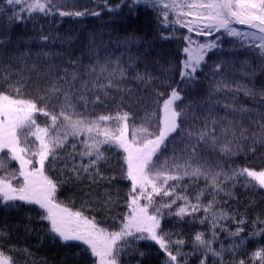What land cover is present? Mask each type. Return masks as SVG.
<instances>
[{"label": "snow or ice", "instance_id": "snow-or-ice-1", "mask_svg": "<svg viewBox=\"0 0 264 264\" xmlns=\"http://www.w3.org/2000/svg\"><path fill=\"white\" fill-rule=\"evenodd\" d=\"M121 8L133 18L141 9L151 11L157 39L182 41L180 84L173 83L171 63L155 75L143 53L124 60L101 55L102 42L97 45L91 34L74 55L75 30L60 36L37 23L39 17L62 22L100 11L80 10L68 0H0V208L37 206L39 219L48 223L46 234L64 244L79 242L92 264H122V257L133 255L142 260L147 253L139 249L141 241L158 246L162 264H189L193 256L199 264H264V247L247 259L238 255L247 239L264 236V219L256 217L245 237L248 220L229 204L239 203L238 189L264 190V168L234 165L242 155L264 158V87L255 83L264 72V0H120L108 11ZM26 22L35 32L31 43L13 39L15 26ZM180 29L186 34L177 36ZM37 41L58 44L67 55L44 47L33 53ZM124 43L128 49L139 41L129 36ZM244 50L259 63L225 59ZM237 74L241 80L233 79ZM202 76L210 81L207 95L193 99ZM221 93L231 99L221 103ZM241 94L252 107L238 102ZM110 106L113 111H98ZM109 153L119 155V175ZM12 161L17 168L9 169ZM118 180L130 186L126 211L109 217L113 230L57 199L62 185L87 181L89 200L82 208L110 212L119 206ZM102 185V193L92 190ZM166 219L206 226L207 232L196 231L189 241L179 228L165 229ZM6 227L0 241L8 238ZM187 244L191 251L184 250ZM32 258L29 248L6 252L0 245V264H36Z\"/></svg>", "mask_w": 264, "mask_h": 264}, {"label": "trees", "instance_id": "trees-1", "mask_svg": "<svg viewBox=\"0 0 264 264\" xmlns=\"http://www.w3.org/2000/svg\"><path fill=\"white\" fill-rule=\"evenodd\" d=\"M69 4L75 3L82 10L83 6L100 11L101 15L98 17H84V18H53L47 20L39 17L38 24H43L45 29L51 28L53 33H58L60 36L70 34V30H75V35L78 37L77 41H74L72 45V51L74 55H80L81 50L85 48L88 41L86 37L88 35H94L97 37V45L102 42V47L98 48V51L103 56H111L113 58L127 59V55H136L138 52L144 54V59L148 63V70L152 71L155 75H160L162 67H167L169 63L173 66V83L180 84L178 73L180 71L179 63L181 60L180 47L182 41L179 39L159 40L157 39V26L153 20V13L151 11L140 10L139 15L136 17H129L126 8H121L117 12H110L108 8H115L120 0H107V7L104 6L103 0H68ZM82 21V22H81ZM0 23H4V18L0 17ZM186 34V30L180 29L177 32V36ZM35 35L33 30V24L26 22L22 25H16L14 29L13 39H25L31 43V37ZM129 36L135 37L139 43L135 46H129L125 48V39ZM21 49L24 48V44L19 45ZM44 50H52L55 52L64 53L65 48L58 44H51L45 46L43 42L37 41L31 44V50L33 53L38 52L41 48ZM227 47V45H226ZM147 49V52L144 50ZM237 60H248L245 58L247 50L236 53ZM230 54L225 55V59H229ZM216 57L213 56L212 60ZM254 66L259 63V60L254 54H251V60H248ZM56 63L62 64L63 60L57 59ZM211 63V60L209 61ZM67 67V64H64ZM143 69V64L140 65ZM237 67L239 65L237 64ZM205 73L209 71L205 68ZM233 79L241 80V77L237 74L233 76ZM256 84H262L264 87V72H258L255 77ZM129 87H136L135 83H129ZM210 86V81L201 77V83L196 85L193 93V99H202L207 95V91ZM164 89L162 88L161 91ZM31 95V93H28ZM143 94V93H141ZM231 99V97L229 96ZM238 102L244 104L247 107H252L251 98L243 96L241 94L238 97ZM110 106L108 109L100 108L98 111L106 112L113 111ZM219 115H226L224 111L217 108ZM43 119V118H40ZM245 123L247 121L245 120ZM234 165L238 166H250L256 170L264 168V158L260 153L257 155H248L236 157ZM9 169H15L18 167L15 161L8 164ZM120 167V166H119ZM118 166L111 162L112 171L119 175ZM48 175L53 179H57L55 172L49 171ZM187 183V180L185 181ZM202 182V181H201ZM116 187L120 190V197L125 198L124 194L127 192L130 182L126 180H118L114 182ZM102 185L99 189L93 188L97 194L102 193L104 187ZM89 191V185L87 181L78 182L76 184H64L60 187L57 193V199L62 198L67 207L73 209V211L81 210L84 214L96 217V220L100 222L101 227L108 228L109 230L115 229L116 225L109 217L115 216L117 213H124L126 209H123L124 203L119 202L120 206L113 208L110 212H104L100 210L93 211L90 207L82 208V202L89 200L86 193ZM236 195L241 200V211L243 216H251V214L264 211V190L245 191L244 189H238ZM233 202V201H231ZM41 210L35 205L20 204L18 208L5 210L0 208V228L6 227L8 238L0 241V245H3L4 250H7L15 246L16 248H29L33 253V258L36 264H92V258L84 256L81 250L79 242H69L68 244L62 243L59 239H53L47 235L48 223L41 221L39 216ZM169 219L164 221V224ZM26 228L28 229L26 231ZM154 242L142 241L139 244L141 251H146L147 257L143 259V263L150 262L154 257V252H158V246H154ZM154 246V251L152 250ZM14 255L13 253H8ZM21 260L24 258L21 256ZM31 264V262H29Z\"/></svg>", "mask_w": 264, "mask_h": 264}, {"label": "rangeland", "instance_id": "rangeland-1", "mask_svg": "<svg viewBox=\"0 0 264 264\" xmlns=\"http://www.w3.org/2000/svg\"><path fill=\"white\" fill-rule=\"evenodd\" d=\"M251 54H253V53H251V52H248L247 51V55L245 56V58L246 59H248V60H251ZM237 58H238V56L235 54V57H232L231 55L229 56V59H231V60H233V62H235L234 60H237ZM208 80V79H207ZM256 83V82H255ZM256 86L259 88V87H263L262 86V84H259L258 85V83L256 84ZM217 99H219V100H225V102L226 101H228V100H230V98L229 97H225L222 93L221 94H218L217 95ZM107 147V146H106ZM109 155H111L113 158H112V161L111 162H113V163H116V164H118L119 166H120V164L118 163V161H119V155L118 154H116V153H109ZM81 182H84V181H81ZM64 205H66L65 203H64ZM256 217H257V215H254V217H253V219H256ZM231 223H229V225H230ZM183 225V224H182ZM182 227V226H181ZM180 227V228H181ZM179 228V229H180ZM177 229H174V230H172V231H176ZM253 230V229H252ZM202 231V230H201ZM203 231H205V232H207V227H206V229L205 230H203ZM260 237V236H259ZM262 237V236H261ZM225 239V238H224ZM256 240H258V237H256V238H252L251 240H250V243H251V241H253V244L251 245V247H250V251L251 252H253V251H255L257 248H258V243H256L257 241ZM261 247H264V245H262ZM133 256H135V255H133ZM133 256H130V257H128L129 259H131ZM136 257H138V256H136ZM129 259H127L126 257H122V264H131L132 263V261L131 260H129ZM136 262V261H135ZM137 264V263H136Z\"/></svg>", "mask_w": 264, "mask_h": 264}]
</instances>
